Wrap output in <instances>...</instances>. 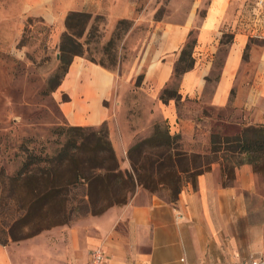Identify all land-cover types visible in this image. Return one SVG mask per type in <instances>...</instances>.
<instances>
[{
  "label": "crops",
  "instance_id": "obj_1",
  "mask_svg": "<svg viewBox=\"0 0 264 264\" xmlns=\"http://www.w3.org/2000/svg\"><path fill=\"white\" fill-rule=\"evenodd\" d=\"M126 2L23 0V14L51 27L56 39L69 13L114 17L124 13ZM241 13L240 1L209 0L196 29L193 64L178 76L175 97L165 102L160 96L173 81L187 26L162 31L142 58L145 70L137 87L130 77L115 78L75 58L58 87L67 98L61 106L67 122L106 124L119 160L140 135L127 107H142L147 120H163L189 154L209 155L211 134L224 124L264 127V39L250 35L256 29L239 22ZM222 175L220 162H213L194 184L184 181L174 199L138 187L126 204L67 229L57 241L44 237L42 243L38 235L30 251L0 245V264H84L96 247L104 253L102 264H248L264 258V170L256 172L243 161L224 184Z\"/></svg>",
  "mask_w": 264,
  "mask_h": 264
},
{
  "label": "rangeland",
  "instance_id": "obj_2",
  "mask_svg": "<svg viewBox=\"0 0 264 264\" xmlns=\"http://www.w3.org/2000/svg\"><path fill=\"white\" fill-rule=\"evenodd\" d=\"M126 1L124 13L114 17L88 14L87 18L75 19L74 24L78 20L81 23L70 31L64 24L63 31L55 39L51 27L24 17L23 0H0V245L13 249L20 246L30 251V241L34 237L43 235L42 243L46 242L45 238L57 241L67 229L78 228L86 219L95 216L87 204L86 185L78 183L68 187L64 203L54 199L37 202L32 189L13 178L28 155L41 159L53 156L77 134L68 131L71 127L81 128L83 136L102 130L101 134L107 131L108 137L106 124L71 125L65 118L61 106L67 98L58 93V87L71 61L82 58L109 70L115 78L122 75L132 78L137 87L145 70L142 58L159 42L162 31L187 26L190 30L175 69L179 74L192 65L196 29L209 0ZM237 1L242 9L239 22L256 29L250 34L253 38L264 39V0L261 7L260 0ZM67 32L81 45L80 54L63 57L60 44ZM223 41H229V37L225 36ZM178 74L173 77L168 92L174 91ZM130 96L137 101L140 98L137 94ZM127 114L130 125L140 131L131 145L149 139L156 128L162 132L167 130L163 120H147L142 107H127ZM215 130L228 135L239 131L225 124ZM172 148L183 149L178 143H173ZM142 149L148 156L166 150L152 143L144 144ZM239 160L240 156H234L228 167ZM117 162L121 171L132 170L127 156L122 160L117 158ZM138 187L141 186L135 190ZM154 193L172 198L166 186L157 187Z\"/></svg>",
  "mask_w": 264,
  "mask_h": 264
},
{
  "label": "trees",
  "instance_id": "obj_3",
  "mask_svg": "<svg viewBox=\"0 0 264 264\" xmlns=\"http://www.w3.org/2000/svg\"><path fill=\"white\" fill-rule=\"evenodd\" d=\"M82 17L89 16L85 13H69L64 22L66 29L70 31L78 27L81 22L78 20L74 24L73 21ZM74 37L68 32L63 34L60 44L63 57L81 53V45ZM185 70L178 74L174 69V76H179ZM161 95L163 102L175 97L174 91L165 90ZM68 131L77 134L70 137L51 157L41 159L28 155L20 163V171L13 178L29 186L37 202L54 199L64 203L68 187L78 183L86 185L87 204L95 216L112 206L126 204L137 186L150 193L156 192L159 186H166L172 193L171 199H174L184 181L194 184L196 177L208 171L213 162H220L225 179L223 184L232 179L234 167L243 161L250 163L256 172L264 170V127H245L231 135L224 132L219 134L214 130L207 149L212 156L210 159L209 155L170 149L173 143L182 147L180 136L171 135L168 127L164 132L156 128L149 139L131 145L127 150L126 156L133 165L131 171L120 170L107 131L104 134H101L102 130L100 133L92 132L88 136L82 135L81 128L71 127ZM148 143L166 150L148 156L142 149ZM243 154L246 155L244 160L240 159L228 167V162L234 156Z\"/></svg>",
  "mask_w": 264,
  "mask_h": 264
},
{
  "label": "built area",
  "instance_id": "obj_4",
  "mask_svg": "<svg viewBox=\"0 0 264 264\" xmlns=\"http://www.w3.org/2000/svg\"><path fill=\"white\" fill-rule=\"evenodd\" d=\"M263 3L262 0L259 1L258 5ZM104 261V253L100 247H96L91 251L90 261L84 264H102ZM248 264H264V258H251Z\"/></svg>",
  "mask_w": 264,
  "mask_h": 264
}]
</instances>
